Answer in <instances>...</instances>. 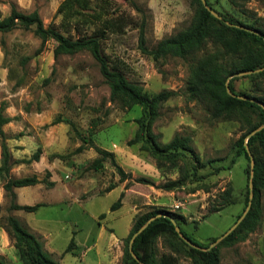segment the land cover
Returning a JSON list of instances; mask_svg holds the SVG:
<instances>
[{
  "label": "rangeland",
  "instance_id": "obj_1",
  "mask_svg": "<svg viewBox=\"0 0 264 264\" xmlns=\"http://www.w3.org/2000/svg\"><path fill=\"white\" fill-rule=\"evenodd\" d=\"M211 1L229 18L264 28V0H246L243 6ZM63 2L0 0V20L10 15L12 4L23 14L38 11L45 27L51 25L65 36L98 37L110 68L121 71L148 93L176 92L162 105L153 132L161 144L170 142L177 133L191 136L200 163L181 154L163 158L158 165L140 143L128 145L138 128L136 120L142 107L123 108L111 101L110 88L89 52L55 58L54 40L42 43L34 26H17L0 32V106L11 118L3 127L8 146L11 151L10 142L16 140V147L27 150L30 157L37 150L47 151L48 159L60 164L57 173L71 191V198L65 205L34 213L9 211L0 178V219L16 217L62 264H123L124 247L136 218L154 209L182 215L184 219L177 222L180 229L203 246H210L236 224L250 200V158L236 156L235 147L244 132L242 124L211 119L207 107L187 95L192 60L170 56L156 62L139 45L141 33L152 49L186 28L194 15L190 0H78L73 9L66 7L59 12ZM76 2L86 7H78ZM213 52L215 49L208 45L197 58ZM244 77L238 76L233 83L237 93L264 89V79L252 82ZM84 139L113 152L128 177L121 179L109 159L102 169H92L90 165L98 156L95 149L85 145V150L75 153ZM58 154L65 158L54 157ZM10 174L17 177L18 173ZM140 178L149 183L138 182ZM170 180H181V187L165 190L163 185ZM109 187L113 189L108 192ZM225 192L229 193L228 203L213 211L222 204ZM122 193V206L111 211ZM39 200V190L34 188L22 201ZM176 205H180L177 210ZM260 207V223L245 241L232 246L221 241L217 245L220 264H264L263 195ZM7 238L0 236V254L8 264H22ZM72 238L83 244L66 252ZM165 239L160 236L156 240L158 255L169 250ZM181 259L191 263L188 257Z\"/></svg>",
  "mask_w": 264,
  "mask_h": 264
},
{
  "label": "trees",
  "instance_id": "obj_2",
  "mask_svg": "<svg viewBox=\"0 0 264 264\" xmlns=\"http://www.w3.org/2000/svg\"><path fill=\"white\" fill-rule=\"evenodd\" d=\"M75 1L64 0L59 8L61 12L68 7L73 9ZM246 0H217V3H231L235 6H243ZM208 6L215 10L223 20L214 17L202 4L201 0H190V5L194 10L191 23L177 33L162 39L156 47L150 49L146 44L145 34L141 33L139 45L142 52L159 62L167 57H179L184 60H192L190 64L191 75L187 86V95L194 100L202 102L208 109L213 120H237L242 124L243 134L235 142L237 148L236 156L244 154L249 158L247 147L253 156L254 177H253V203L252 208L239 227L234 230L223 241L222 245L232 246L237 242L245 241L249 233L255 231L260 223L261 207L260 197L264 196V129L256 135L246 139L248 134L264 123V108L254 102L240 100L227 93V79L235 74L242 72L255 71L264 68V28L256 26L254 23H247L239 18H229L226 14L214 8L211 0H206ZM78 7H86V4H79ZM243 26L258 31L261 36L248 32L237 26ZM21 26L25 29L35 27V34L41 39L42 43L54 40L57 45L54 48L55 58L63 54L73 55L79 52L87 51L96 60L99 70L110 88V99L112 102L120 104L123 108H131L139 105L142 107L141 117L136 120L138 128L134 138L128 142V145L141 144L143 151L148 152L159 165L163 158H172L176 155L187 154L195 163H200V157L194 151L192 146V137L189 135L176 134L167 144H161L158 141V135L153 132V123L160 116L162 105L177 93L171 90H163L156 94H150L138 84L131 83L125 75L118 70L111 69L107 58L102 53L101 41L98 37L81 36L72 39L65 36L51 25L45 27L38 13L34 11L30 14L21 13L17 7L12 4L11 13L7 18L0 20V32H8L13 28ZM211 45L215 52L209 55H201L197 58L198 52ZM244 78L252 82L264 79V70L258 73L247 74ZM233 77L229 81L230 90L240 96L254 98L264 105V89L257 88L252 93L240 92L234 90L233 83L238 80ZM4 108L0 106V147L1 163L0 178L4 180L3 189L9 199V211H25L34 213L45 204L20 205L17 203L16 188L34 186L40 183L48 188L54 186L50 181V173L40 179L37 175L14 178L11 176V170L14 165L25 161L30 163L39 159L41 150H37L30 160H15L7 144V138L3 131V126L11 121L3 113ZM75 153H80L89 148L95 149L98 156L92 161L90 167L96 171L103 168V164L108 159L117 169L121 179L125 180L128 176L121 166L115 160L113 152L97 147L90 140H83ZM54 157L63 159L64 155H54ZM235 159L233 158L232 162ZM138 182L149 183L142 178ZM181 180L167 181L163 188L172 191L181 187ZM113 187L108 188V192ZM249 193V191H247ZM111 206V211H115L122 206V198ZM229 193L225 192L222 204L215 207L213 211H219L221 207L228 203ZM249 198L247 197V202ZM105 214H102L104 216ZM154 219L141 233H139L133 242V252L143 264H220L219 246L209 251H200L187 245L178 235L171 219L176 222L183 220L184 217L176 212L163 209H154L138 216L127 238L124 247L123 264H139L131 255L128 240L144 226L148 220ZM0 227L4 229L13 246L19 254L22 264H62L53 258L52 254L44 249L42 241L32 234L16 217L8 215L0 219ZM184 235L193 243L203 246L201 243L191 239L185 231L181 229ZM160 236L166 237L164 240L168 247L167 252L157 254L156 240ZM76 247L74 239H71L66 252H70ZM182 256L191 259V263L182 261ZM0 264H8L3 255L0 254Z\"/></svg>",
  "mask_w": 264,
  "mask_h": 264
},
{
  "label": "crops",
  "instance_id": "obj_3",
  "mask_svg": "<svg viewBox=\"0 0 264 264\" xmlns=\"http://www.w3.org/2000/svg\"><path fill=\"white\" fill-rule=\"evenodd\" d=\"M3 131L5 133L4 128H3ZM7 140H9V139H7ZM16 143H17L16 140H11V142H10L11 153H12L13 158L15 160H20V161L30 160L31 157H30V154L27 152V150H21L20 148L16 147V145H18ZM7 144H8V142H7ZM48 156H49L48 152L43 151V152H41L38 160L32 161L30 163H26L25 161H22V162L13 166L11 172L14 175L16 173H18L16 175L17 177H14V178H21V177L37 175L40 179H42L44 177H41L40 175L42 173L49 172L50 173V181L54 182V186L51 188H48L43 183H40V184H37L34 186L16 188L15 193L19 195V199H20V203H18V204H20V205H35V204L41 203V204H45V206L41 207V208L54 207V206L60 207L62 205H65L66 201L71 198L70 197L71 191H69V189L66 188L65 182L59 177V175L57 173L56 168H60V164L58 163L57 160L50 161L48 159ZM0 159H1V147H0ZM31 172H32V175H27L28 173H31ZM34 188L39 190L40 200L36 201L35 203L22 201L25 194L31 193V191ZM28 203H30V204H28ZM0 236L3 239L8 237V235L6 234L4 229H2L1 227H0ZM72 239H74V238H72ZM74 241H75V239H74ZM75 244H76V246L81 247V244H83V242H80L78 244L75 241Z\"/></svg>",
  "mask_w": 264,
  "mask_h": 264
},
{
  "label": "water",
  "instance_id": "obj_4",
  "mask_svg": "<svg viewBox=\"0 0 264 264\" xmlns=\"http://www.w3.org/2000/svg\"><path fill=\"white\" fill-rule=\"evenodd\" d=\"M202 4L204 5V7L216 18H218L219 20H223V18L215 11L213 10L210 6H208L206 0H201ZM226 24L230 25V26H237V25H234V24H230L229 22L226 21ZM241 29H244L248 32H251V33H254L258 36H261L262 35L258 32V31H255V30H252L250 28H247V27H243V26H237ZM264 38V37H263ZM264 68H261V69H258V70H255V71H250V72H242V73H238V74H235L234 76H231L227 79V82H226V90H227V93L232 96V97H235V98H238L240 100H246V101H250V102H254L260 106H262L264 108V105H262L259 101H257L256 99L254 98H250V97H247V96H240V95H237L235 93H233L231 90H230V87H229V81L233 78V77H238V76H245L247 74H253V73H258V72H261L263 71ZM264 129V123L262 125H260L258 128L254 129L253 131H251L248 136H247V140L256 135L259 131L263 130ZM247 153L249 155V158H250V181H249V186H250V200H249V203H248V206L246 208V210L244 211L243 215L239 218V220L236 222V224L231 228L229 229L225 234H223L222 236H220L213 244H211L210 246L208 247H202V246H199L195 243H193L189 238H187L184 233L181 231L180 227L178 226L177 222L174 220V219H171L172 222H173V225L175 227V230L176 232L178 233L179 237L187 244L189 245L190 247L194 248V249H197V250H200V251H209L211 250L212 248H214L215 246H217L221 241H223L227 236H229L237 227L238 225L244 220V218L247 216L250 208H251V205H252V198H253V194H252V189H253V177H254V166H255V162H254V159H253V156L252 154L250 153L249 151V148L247 147ZM157 217H153L151 218L150 220L147 221V223L142 226L138 232H136L131 240H130V243H129V250H130V253L132 255V257L139 263V264H143L141 263V261L137 258V256L134 254L133 252V242H134V239L136 238V236L141 233L154 219H156Z\"/></svg>",
  "mask_w": 264,
  "mask_h": 264
},
{
  "label": "built area",
  "instance_id": "obj_5",
  "mask_svg": "<svg viewBox=\"0 0 264 264\" xmlns=\"http://www.w3.org/2000/svg\"><path fill=\"white\" fill-rule=\"evenodd\" d=\"M180 208V205H176L175 206V209L177 210V209H179Z\"/></svg>",
  "mask_w": 264,
  "mask_h": 264
}]
</instances>
